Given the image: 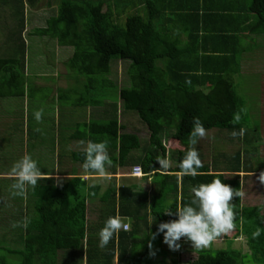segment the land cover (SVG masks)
<instances>
[{
	"label": "trees",
	"instance_id": "1",
	"mask_svg": "<svg viewBox=\"0 0 264 264\" xmlns=\"http://www.w3.org/2000/svg\"><path fill=\"white\" fill-rule=\"evenodd\" d=\"M17 1L25 17L11 31L14 50L8 49L7 57H0V95L22 100L26 96L35 100L36 95L50 98L43 95L45 87L27 74L22 35L27 24L26 4L33 10L37 3L45 2L54 8V14L45 28H36L30 37L55 38L60 47L73 48L65 62L68 73L62 75L67 86L57 88L54 100L60 104L59 126H65L61 113L66 99L72 105L75 125L65 127L69 133L59 130L53 139L60 146L57 162L62 177L51 176L52 171L42 163L44 179L23 191L33 211L28 210L23 218L21 209L17 218L5 222L11 235L0 238V264H169V259L178 264L166 248L163 233L153 238L159 223L178 218L175 209L191 202L194 187L219 178L242 191L240 174L253 169L245 149H235L231 156L219 153L211 162H204L199 147L191 146L189 140L195 118L206 131L217 129L233 139V132L240 136L243 130V137L248 138V118L260 114L261 94L256 86L241 88L245 80L233 77L236 70L230 73V63L225 66L224 62L227 57L241 56L237 42L247 39L254 44L252 34L264 35V0H249L244 8L247 11L234 14L201 12L189 0ZM7 3L0 0V9L7 8ZM119 61L124 64L123 75L116 64ZM74 112L84 119L76 121ZM121 113L134 114L137 121L122 123ZM9 116L4 131L25 133L26 127L28 146L33 134L45 133V126L34 130L30 117L24 114L20 122L13 118L14 113ZM170 139L183 148H168ZM78 142L84 143V148L77 150ZM89 142H107L112 160L105 170L109 182L81 175L86 170L83 165ZM189 150L198 151L204 166L196 177H180L179 164ZM157 158L172 162L167 173ZM77 163L80 173L72 170ZM66 164H71L69 169L63 167ZM135 167H141L144 178H152L150 192L133 184L117 186L118 169ZM226 172H231L229 177ZM16 194L14 190L9 193L13 198ZM96 200L98 222L90 224V207L97 205ZM232 203L236 213L233 235L245 237L250 254L235 248L230 239L225 248L195 250L197 257L186 264H264V206H245L242 198L235 196ZM168 210L173 214H166ZM109 217L130 224L101 248L99 233ZM14 229L23 231L19 233L21 243L15 242Z\"/></svg>",
	"mask_w": 264,
	"mask_h": 264
},
{
	"label": "rangeland",
	"instance_id": "2",
	"mask_svg": "<svg viewBox=\"0 0 264 264\" xmlns=\"http://www.w3.org/2000/svg\"><path fill=\"white\" fill-rule=\"evenodd\" d=\"M20 1L18 4L17 0H8L7 8L0 9L4 12H0V57L3 59L7 57V51L14 50V36L11 35V31L15 29L17 26V22L24 18V9L23 13L20 8ZM56 6V5H54ZM26 14V20H29V26L27 29H24V33L22 35L26 39V63H27V74L30 79H35L38 81V84L41 87H45L43 91V95H49L48 100H44L42 95H36L35 100L30 99L29 97H24V100L17 98H6V100L0 102V154L2 157L6 159V163L3 165V168H0V171H13L14 165L20 161L24 156L30 155L38 164L40 170L42 169V163L48 170L52 171L51 176L60 177L58 171L61 169L60 164H57V156L60 151L59 143L54 141L56 138L55 134L59 130L64 132H68L65 128L66 126L75 125L74 115H70L72 105L69 103V100L66 99V106L63 107V111L61 113V119L63 125L59 126V106L57 101L54 100V96L58 95V87H66L68 81L66 80L65 75L68 73L65 62L68 60L70 54L73 51L71 47H60L58 42L54 40L55 38L40 36L33 37L32 39L30 33L33 32L36 28H45L47 25V19L50 15L54 14V8H49L48 5L45 8H41L40 10L30 12L28 10ZM22 24V23H21ZM20 25V24H19ZM18 25V26H19ZM17 26V27H18ZM119 68V73L123 75L124 65L122 62L116 63ZM259 71H264V69H260ZM264 73V72H262ZM41 77V79H40ZM244 80L253 79L252 82L257 80V82L261 85L258 86V91L264 90V75H256L253 77L244 76ZM235 80V78H234ZM236 86V85H235ZM263 87V88H262ZM237 90L238 87L236 86ZM40 89V88H39ZM51 91H50V90ZM53 89V91H52ZM2 91V90H0ZM41 91V89H40ZM41 91V92H42ZM52 92V93H51ZM51 93V94H50ZM250 93H254L250 90ZM252 94H249L252 96ZM1 97V95H0ZM13 99V100H10ZM13 105H8L12 104ZM23 103V105H21ZM8 105V106H7ZM68 106V107H67ZM121 106V102H120ZM119 106V107H120ZM259 110H262L261 114L264 115V101L259 106ZM27 110V113H26ZM123 108H121L122 112ZM42 112V116L40 120L36 119V113ZM9 113H14L13 118L20 122L22 119V115L26 113V117H30L33 129L43 128L45 133L42 132L40 135L33 134V139L30 140V146H28V136L25 127V133L21 130L17 132H8L4 131L6 127V123L9 122L10 116ZM63 113L65 115L63 116ZM75 113V112H74ZM76 114V113H75ZM121 121L122 123L127 121H137V118L134 114H122ZM83 116H79L76 114V121H82ZM22 126V125H21ZM140 127H144L142 124ZM67 131H65V130ZM247 134V139L244 138V134L241 136H235V138L228 139L226 134L219 132L217 129H211L206 131V136L203 138L198 137L196 146L199 147L203 154L204 162H211L213 156H217L219 153H224L228 156L234 155L235 149H245L247 150L246 154L249 156L250 160L258 161L259 165L256 167V171L254 173H250L249 176L244 179L243 183V191L244 198L242 203L245 206L255 205L254 208L263 205L264 206V182L260 180L261 174H264V117L258 118H248V130L245 131ZM69 133V132H68ZM147 134L141 133V136ZM147 137V136H145ZM25 138V141L23 139ZM148 139V137H147ZM146 139V140H147ZM260 139V140H259ZM35 141V143H33ZM168 148L170 149H182L183 146L175 141L174 139H170L166 141ZM33 145V146H32ZM43 148L41 149V147ZM85 144L78 142L76 144V149L80 150L84 148ZM193 146V145H191ZM255 151V155L251 153V151ZM45 152V153H44ZM245 154V155H246ZM2 162L0 161V166ZM71 164H66L63 167L65 169H69ZM260 170V171H258ZM75 171L80 173L81 166L79 163L76 164ZM231 174V172H229ZM227 176V175H226ZM231 176V175H230ZM234 176V175H233ZM229 177V176H228ZM2 180H5V175L3 177L0 176V222L11 214V217L22 209L24 214L22 215L25 218L24 206L27 204L26 198L23 193L17 192L16 196L13 198L9 193L13 191V187L9 186L10 189L4 187ZM13 180L16 182L15 178ZM124 182H133L129 178H124ZM13 181V182H14ZM93 182L92 179H90ZM7 183H11L10 181H6ZM106 182H109L107 180ZM6 183V184H7ZM118 185H121L117 183ZM6 186V185H5ZM146 186V185H141ZM145 190V189H144ZM32 204V202H31ZM31 204L29 201L28 210L31 208ZM96 206L91 204L90 207V224H95L98 222V201L96 200ZM14 212V214H13ZM27 212V211H26ZM264 212V211H263ZM13 214V215H12ZM124 223H129L127 220ZM130 224V223H129ZM234 231V228L227 234L221 235L218 237L209 247H214L215 249L225 248L228 246V241L230 239L233 240L232 245L235 248H240L244 253L250 254V251L247 247L246 239L244 236L237 235ZM23 231H19L18 229H14L15 234V242L21 243V234ZM19 233H21L19 235ZM3 234H10V229L7 230L6 227L0 229V238ZM229 236V237H227ZM11 240V237L8 238ZM178 243L181 245L179 249L170 248L168 244H166L167 250L170 252V256L176 258L178 260V264H186L188 261L197 257V252L195 253L196 248H194L192 242L187 240L186 238H182ZM187 250V251H185ZM185 251V252H183ZM183 252V253H182ZM182 253V254H181ZM181 255V256H180ZM251 258V256H250ZM248 257V259L250 260ZM252 262V261H251ZM169 264H172V260H168ZM79 264H87L86 261H81ZM253 264V263H251Z\"/></svg>",
	"mask_w": 264,
	"mask_h": 264
},
{
	"label": "clouds",
	"instance_id": "3",
	"mask_svg": "<svg viewBox=\"0 0 264 264\" xmlns=\"http://www.w3.org/2000/svg\"><path fill=\"white\" fill-rule=\"evenodd\" d=\"M121 108L122 106L119 107L120 110ZM35 115L36 119L40 120L42 112H37ZM194 125L192 137L189 140L191 145L197 143L195 137L203 138L206 136V129L199 118L194 119ZM232 135L235 137L237 133L233 132ZM239 135H243V130L240 131ZM157 160L161 169L169 168L166 159L157 158ZM111 164L112 160L107 151V142H89L87 144L83 165L86 170L103 175L106 167L111 166ZM203 166L196 150H189L179 164L182 175L192 177H196L199 174L198 170ZM139 168L141 169V167ZM13 173L16 180L13 188L21 194L26 185L35 187L39 180L44 179L37 162L30 155L24 156L14 165ZM134 174L144 176L142 169L140 174L135 172ZM224 174L229 176V172ZM260 180L264 182V174H261ZM192 193L190 203L175 209V215L178 218L159 223L157 233L152 234L153 238L155 235L163 233L164 242L173 249H179L181 245L178 241L186 238L192 242L194 248L203 249L209 247L218 237L229 233L234 228L236 213L232 203L233 197L243 198L244 192L235 191L221 179L216 178L210 183L194 187ZM165 213L172 215L173 210H168ZM121 230L127 231L128 225L123 223L119 217H109L99 233L100 247H107L113 236ZM259 234L256 233L257 236ZM149 246L151 247V244Z\"/></svg>",
	"mask_w": 264,
	"mask_h": 264
},
{
	"label": "crops",
	"instance_id": "4",
	"mask_svg": "<svg viewBox=\"0 0 264 264\" xmlns=\"http://www.w3.org/2000/svg\"><path fill=\"white\" fill-rule=\"evenodd\" d=\"M248 1L249 0H189V3L192 4L193 6L195 5V7L201 12L213 10L215 12L234 14L236 12L243 13L244 11H247L244 8L248 4ZM45 7H47V4L45 2L37 3L36 8L32 10L31 8H28V4H26V9L30 12L31 11L34 12L37 10L41 11V8H45ZM26 14H27V12H26ZM26 22H27V24H26L25 29H27L28 26L30 25L29 20L28 21L26 20ZM235 22H233L231 24H234ZM227 25H229V24H227ZM250 40H254L255 43L251 44L247 39H243L240 42H237L239 44L238 49L241 51V53H240L241 56L233 58L231 60L228 57H227L228 60L225 59L224 65L226 66V63L228 62V63H230V67L232 68V70H229V72L230 73L232 72V74H233V72H235V70H236V72L233 74V77L239 76L242 78L244 76L253 77L256 75H262V76L264 75V73H262L264 71H259L260 69H264V35L259 36L258 34H255V35L252 34ZM202 47H204V46H202ZM202 47H200V49L203 52L202 56H204L205 51ZM248 48H251V49H248ZM238 63H240L241 65H238ZM237 71H239V72H237ZM252 80L253 79L245 80L244 83L243 82L241 83L240 87L246 89L247 86H252V87L256 86L255 88H257L258 86H261L257 82V80H255L254 82H252ZM237 81L239 82L240 80H237ZM259 93L261 95H260V99L258 101V108L264 101V90L260 89ZM4 100H6V98L0 97V102L4 101ZM261 112H262V110H261ZM261 112H260V114H257L258 118L264 117V115L261 114ZM26 113H27V110H26ZM26 113L24 114L25 116H27ZM173 149H175V148H173ZM252 154L255 155V151ZM0 161L2 162V165L0 166V168H3V165L6 163V159L4 157H2L1 154H0ZM248 162H250V164L252 165V168H253L250 173H254L256 171V168H254V167H257L259 165V162L258 161H252V160H250V158H248ZM168 163H169V168L163 169L164 173H167V171H169V169L173 165L170 160H168ZM57 164H59V160H58ZM74 169H75V167L73 166L72 170H74ZM82 169H84V168L82 167ZM86 171L87 170H82L81 175L83 174L84 178H86V179L87 178H93L97 182L102 181L105 183L107 180H109V177H110V175H108L106 172L103 175H101V174L96 173V172L91 171V173H88ZM258 171H260V170H258ZM250 173L246 174L245 172H242L240 174V176L242 178V183H244V179H246ZM4 175H5V180H2L4 187H6L7 189H10L8 187V185L13 187V184L16 183L13 180V178H15L14 173H13V171H10V170H8V171L1 170L0 176L3 177ZM179 176L182 177L183 176L182 173H179ZM60 177H62V176L60 175ZM57 178H59V177H57ZM124 178H129L133 182H130V183L124 182V180H123ZM6 181H10V182L12 181V182L9 184ZM116 183L121 184V185L117 184V186H124L125 184H133V185L138 186L139 189H143V190L145 189L149 192L152 189V178H149V177L144 178V176H138V175L134 174V168H129L128 170L118 169L117 177H116ZM141 185H146V186H141ZM27 186L28 185L25 186V189L27 188ZM0 190H1V185H0ZM13 190L18 192V190H16V189H13ZM242 192H244L243 187H242ZM24 197L26 198V202H27V204L24 206V211L26 213V211H28V207H29V197L27 198L26 194L24 195ZM243 198H242V200H243ZM30 204H31V201H30ZM249 206L254 208L253 206H255V205H249ZM32 208H33V206L31 204L30 209L32 210ZM13 214H14V212H13ZM263 214H264V212H263ZM14 219H15V214L13 215V217H11V214L9 213L8 216L0 222V229H3L4 227H6L7 229H10V226H8V225L6 226L5 222H8V221H11ZM126 224H129V223H126Z\"/></svg>",
	"mask_w": 264,
	"mask_h": 264
},
{
	"label": "built area",
	"instance_id": "5",
	"mask_svg": "<svg viewBox=\"0 0 264 264\" xmlns=\"http://www.w3.org/2000/svg\"><path fill=\"white\" fill-rule=\"evenodd\" d=\"M134 172L137 173V174H138V173L140 174V173H141V169H140L139 167H136L135 170H134ZM128 227H129V226H128Z\"/></svg>",
	"mask_w": 264,
	"mask_h": 264
}]
</instances>
